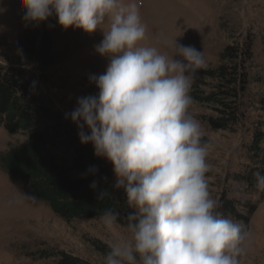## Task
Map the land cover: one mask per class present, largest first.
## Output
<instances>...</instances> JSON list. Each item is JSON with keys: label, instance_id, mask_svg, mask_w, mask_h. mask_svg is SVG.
<instances>
[{"label": "clouds", "instance_id": "1", "mask_svg": "<svg viewBox=\"0 0 264 264\" xmlns=\"http://www.w3.org/2000/svg\"><path fill=\"white\" fill-rule=\"evenodd\" d=\"M18 2L25 21L44 22L55 14L64 28L103 31L94 48L109 62L103 73L89 75L99 92L79 97L65 118L77 124L82 144L91 143L96 156L112 163L114 187L124 189L135 209L123 218L110 208L101 211L106 229L120 223L127 233L109 242L104 264H241L250 234L243 222L217 210L206 176L213 145L190 111V92L206 63L203 51L176 40L172 57L142 46L146 26L137 0ZM254 178L264 191V173L256 171Z\"/></svg>", "mask_w": 264, "mask_h": 264}, {"label": "rangeland", "instance_id": "2", "mask_svg": "<svg viewBox=\"0 0 264 264\" xmlns=\"http://www.w3.org/2000/svg\"><path fill=\"white\" fill-rule=\"evenodd\" d=\"M137 2L141 21L146 26V36L140 44L155 46L169 57L174 55L175 40L194 46L203 51L206 63L202 69L215 68L226 46L234 42L252 43L253 68L245 96L249 108L243 123L234 132L213 131L203 119L210 115L209 111L194 102L190 111L202 125L203 139L213 145L207 157L206 173L211 197L218 202L224 198L257 205L250 218L249 243L241 264H264V200L258 202V194L251 193L234 178L252 166L247 159V145L253 126L264 123V104L259 103L264 98V0ZM25 13L18 0H0V64L23 69L46 105L78 133L77 124L70 116L65 118V114L78 107L79 97L99 92L89 82V75L103 73L109 62L94 48L103 39V31L97 28L86 33L75 27L64 28L55 14L44 22H28L23 19ZM26 31L28 36L36 33L49 40L52 64L45 71L25 54L20 40ZM204 82H208L206 78H196L194 84H200L206 92ZM84 131L90 134L86 126ZM23 139L22 135L9 134L0 127V155L17 147ZM65 146L62 144L56 154L69 166L72 151ZM30 196L33 195L25 183L0 168V264H56L59 253L88 264H104L109 242L127 235L118 225L106 229L100 219L66 222L44 202L26 198Z\"/></svg>", "mask_w": 264, "mask_h": 264}, {"label": "trees", "instance_id": "3", "mask_svg": "<svg viewBox=\"0 0 264 264\" xmlns=\"http://www.w3.org/2000/svg\"><path fill=\"white\" fill-rule=\"evenodd\" d=\"M28 33L23 34L20 43L25 54L45 71L52 64L49 40L45 35L38 37L35 33L29 37ZM253 59L250 41L234 42L222 51L215 68L198 71L197 78L208 81L202 84L207 91L195 83L190 95L194 103L210 112L203 119L213 131L234 132L245 120L249 108L245 96ZM259 103L264 104V98ZM0 127L9 134L24 137L17 147L0 155L1 170L25 183L31 195L44 202L60 219L66 222L98 220L105 208L119 212L121 218L135 211L127 205L124 189L114 187V168L95 155L91 143L80 142L78 133L35 91L32 79L23 69L3 64H0ZM62 144L66 145V150L72 151L69 166L63 164L56 154ZM247 154L252 166L234 178L251 193H257L260 202L264 200V191L255 187L254 173H264L263 122L253 126ZM91 168L97 171L93 174L88 171ZM93 181L97 182L95 189L90 187ZM105 191L107 195L99 200V194ZM218 203L217 210L223 216L243 222L248 230L256 204L224 198ZM116 225L121 227L120 223ZM59 256L56 264H88L64 253Z\"/></svg>", "mask_w": 264, "mask_h": 264}]
</instances>
